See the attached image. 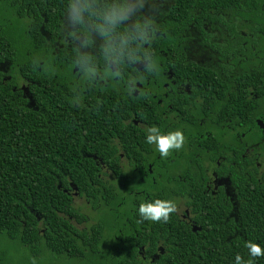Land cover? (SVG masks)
<instances>
[{"label": "trees", "instance_id": "obj_1", "mask_svg": "<svg viewBox=\"0 0 264 264\" xmlns=\"http://www.w3.org/2000/svg\"><path fill=\"white\" fill-rule=\"evenodd\" d=\"M51 1L0 0V61L9 63L7 70H0V239H8L29 251L40 250L43 262H49L45 264H103L106 261L128 264L134 257L135 242L146 243L148 237H152L154 243L150 251H156L154 237L158 234L167 237V241H164V254L160 255L156 264H235L237 254L245 261L252 259L253 264H264V256L252 258L245 247L247 241H252L264 248V191L262 188V191L257 189L258 185H264V181L258 184L253 174H245L243 170L236 174L241 188V203L237 213L240 229L249 236L245 238L248 240L244 241V236L237 234L230 223L222 227L215 224L220 214L223 215V210L218 209L217 203H220L217 200L209 202L207 216L202 214L204 221L200 223L206 228L200 230L191 231L184 221L177 222L176 213L167 222L170 229L163 222H140L137 210L141 202L159 198L171 199L176 203L178 195L186 193L191 196L193 191L168 190L170 184L179 182L176 178L152 181L147 173V161L153 159L151 154L156 148L147 144L146 138H142L144 142L141 141L145 153L137 154L134 156L135 162L121 169L115 146L105 141L106 130L117 124V129L124 136L135 125L120 123L121 117L126 119L135 116L152 122L160 116L155 114L153 117V106L144 91H140L138 96L124 93L115 96L112 79L103 84L85 82L86 87H91L85 95L79 94L75 82L64 83L75 80L77 72H72V64L65 62L63 56L52 53L51 46L55 38L47 39L38 29L42 23L52 34L54 31L57 33L62 11H53ZM146 1L153 13L164 15L161 18L164 21L157 23V28L165 29L167 38L163 43L155 40L154 46L142 45L159 63L160 74L165 77L162 71L167 66H174L177 82L185 78L192 79L198 86L196 93L202 94L207 102L216 101V92L217 98L223 99L222 102L218 101L219 104H226L227 101L219 94L217 83L205 79V76L213 73L190 65V68L184 67L194 59L181 52L183 48L187 50L186 42L192 38L191 33L184 32V29L188 23L207 17L209 10L215 6L219 11L227 10L231 18L219 17V36L212 40L209 50L218 51L219 54L216 53L214 58H220L224 52H231L232 48L241 50V46H233L230 40V36L236 35L241 28L232 18L233 12L236 16L240 13V7L243 6L241 2L175 0L174 4L155 9L152 4L154 0ZM163 1L166 3V0ZM55 2L62 6L64 0ZM40 8L45 12L46 21L39 13ZM128 27L121 25L119 30L124 31ZM226 31L229 33L223 36ZM207 34L200 30L196 38L209 40ZM263 43L251 39L247 44L250 50H245V55L253 58L257 48H260L259 54L263 56ZM37 57L41 59L38 64H34L33 60ZM245 60V67H250L249 72L252 70V74L248 79L244 78V83H240L235 100H229L233 106L231 109L226 107L219 114L220 119L231 117L232 114H256L261 105L264 116V81H256L258 75L254 74V71L260 70L264 74V56L258 60L263 63L259 68H253ZM98 62L102 69L103 61ZM60 63H63L62 67L58 66ZM136 70L134 65L126 63L124 73L137 74ZM8 73L9 78H5ZM21 84L28 86L38 109L27 105ZM250 91L258 96L246 97ZM171 96L178 108H186L194 102V99L183 94L171 93ZM75 99H79V106L74 103ZM81 107L82 113L79 112ZM82 132L84 140L78 136ZM218 133L220 131L212 136L215 138ZM143 135L145 132L141 133ZM201 142L204 147L211 146L205 136ZM92 153L103 157L112 168V175L100 170ZM156 154L153 153L154 158ZM160 159L163 158L160 156ZM70 182L78 192L86 193L89 205L100 212L95 223L85 230L78 229L69 218L73 217L80 223L83 217L73 206L71 195L64 192L71 191ZM243 183L253 187V191H248ZM114 191L119 192V195H115ZM135 191L143 192L137 198ZM122 195L125 200L113 206L114 210L106 206L96 207L101 197L107 200L113 197L115 205L121 202ZM116 227L122 228L127 234L119 252H115L113 247L120 245L114 237ZM103 232L108 233L110 246L105 248L103 245L98 259L96 251L100 249L101 240H105ZM83 241L87 244L83 245ZM112 254L115 257H111ZM55 256H62L65 260L60 261ZM76 259L81 260L76 262ZM0 264L13 263L7 256H0Z\"/></svg>", "mask_w": 264, "mask_h": 264}, {"label": "flooded vegetation", "instance_id": "obj_2", "mask_svg": "<svg viewBox=\"0 0 264 264\" xmlns=\"http://www.w3.org/2000/svg\"><path fill=\"white\" fill-rule=\"evenodd\" d=\"M68 2L69 0H64L63 5L60 6L55 0L51 1L53 11H62V14L59 16L60 23L57 33L54 31L52 34L45 29L42 23L38 26V29L47 39L55 38L51 46L52 53L54 54L55 52L56 56L58 54L63 56L65 62L72 64V72H77L75 80H68L64 83L72 84L75 82L74 86L78 88L79 94L85 95L91 87H86L85 81L81 79L78 69L73 64L77 53L65 28ZM174 2L176 3L175 0H166V3L163 0H154L152 4L153 7L157 9L158 7L165 8V4L167 7L169 4H174ZM239 2L243 5L240 7V13L236 16L232 11V18L240 24L241 28H239L236 35L232 34L230 36V40L233 46H241V50L232 48L231 52H224L220 58H214L216 53H218L216 49L209 50L212 40H215V37L219 36V27L221 26L219 17L221 16L226 19L231 18V14L227 10L219 11L216 6L214 8L210 7L211 9L207 17L187 24L184 32H190L192 38L190 42H186L188 45L187 50L184 48L183 51L181 50V52L194 57L191 63H186V65H184L185 68H190V65L193 66V68L207 69L213 73L212 75L205 76V79L217 83L216 87L219 94L227 103L224 105L219 104L218 101L222 102L223 99L217 98L216 92V101L207 102L202 98V94L198 95L196 93L198 86L191 78V80L185 78L177 82L174 66H167L162 71L165 75L164 77L160 72L156 74L155 72L144 70L143 62H126L137 68V74L131 73L130 75H126L124 73L123 79L112 78V91L114 95L118 96L122 93L128 94L126 89L131 86L129 81H135V91H133L131 95L138 96L140 91H144L143 93L149 96L151 105L153 106V117L155 114H158L160 117L155 118V121L152 120V122L149 119L143 120L135 116L126 119L121 117L119 120L120 123L135 125V127L131 132L122 136V132L117 129V124L110 126L105 132V141L110 146H115L116 155L119 158L118 163L121 165V169H123L130 163L135 162L134 156L139 153H145L141 141H143L142 138H146L148 127L156 126L163 132L176 129L183 131L186 138L184 147L178 151L173 150L167 158L160 159V154L158 151H154L153 148V153L156 152L157 154L154 158L152 153L151 158L153 159L147 161V173L150 174L153 182L157 179L176 178L179 182L177 184H170L168 187L170 191H193L191 196L186 193H184V195H178L176 201L178 210L175 212L177 222L180 223L184 221L191 231L206 228L200 223L204 221L202 216L208 215L207 208L209 202L217 200L220 203H217L218 209L219 211L223 210V215L220 214L218 221L215 220V224L222 227L225 226L226 223H230L235 232L244 236L243 239H245L247 235L240 229V221L237 213V207L239 203H241L239 195L241 188L239 186V181L236 180V174L242 173L241 170H243L245 174H253L258 184H262L264 181V116H262V105L259 107L258 113L250 116L232 114L231 117L220 119L219 114L224 111L226 107H230L231 109L233 103L229 102V100H235L236 90L240 87V83H244V78L248 79L252 74V70L249 72L250 67H245V59L248 60L250 63L249 65H252L253 68H259L263 64L262 61L258 62V60L264 56L259 54L260 48H257L258 50L255 52L253 58L249 57V55L246 56L244 51L250 50L247 44L251 39L262 43L264 42V40H262V35L264 37V29L262 30L264 0H239ZM148 4L149 2L146 1L142 9L143 15L138 18L143 20L147 17L152 21L155 33L150 45L154 46L155 40H158L159 43H163V40L167 38L165 34L167 31L162 28H157V23L164 21L161 19L164 15L158 16V14L153 13V10L149 9ZM45 6L48 7V4ZM39 13L44 18V21H46L45 12L41 8L39 9ZM200 30L204 31L206 34L208 33L210 39H204L203 41L197 40L196 35ZM228 33L229 32L226 31L223 36ZM89 39L90 47L86 49V51L90 52L95 57H101L100 51H98L99 46L103 43L101 36L97 33H91ZM168 44L169 40L165 45L168 46ZM262 45L263 51L264 43ZM97 60L102 61V59ZM255 60H257L256 63ZM252 61L254 63H251ZM62 65L63 63L58 64L59 67H62ZM8 66L9 63L0 61V70H7ZM254 72V74L258 75V77L254 76L258 79L256 81H264L262 70ZM9 75L8 73L5 78H9ZM109 81L110 79L97 80L93 81L91 84H103ZM20 88L23 91V96L27 98V105L34 109H38L28 86L21 84ZM171 93L177 95L183 94L194 99V102L186 108H178L173 102L174 97L171 96ZM249 95H253V97L258 96V94L252 91L247 93L246 97ZM184 103L187 104V102ZM82 111L83 107L80 108L79 112L82 113ZM217 131H220V133L214 138L212 134ZM142 132H145V135L141 136ZM78 136L80 140H84L83 132ZM203 136L209 139L211 143L210 147L208 145H206V147L203 146L204 144L201 142ZM219 137L221 139H219ZM237 155L239 156L238 158ZM91 156L95 159V163L99 165L102 172L109 175L113 174L112 168L103 160V157L95 153H92ZM243 184L246 185V183ZM69 185L71 191L64 192L71 195L73 206L83 214L81 218L82 222L80 223L73 217L69 218L72 219L71 222L75 224L78 229L85 230L91 223H95V220L100 216V212L94 210L93 206L89 205L86 193L78 192L76 186L72 184V182H70ZM247 187L248 191H253V187ZM260 188L264 191V185L257 186L258 191H262ZM142 192L143 191H135V196L137 198L140 197ZM114 193L115 195H119V192L114 191ZM122 197L123 199L121 202L115 205L113 204V197L108 198V200L101 197L96 207L106 206L114 210L115 208L113 206H118L125 200V196L122 195ZM83 202L86 203L85 206ZM222 205L224 207H222ZM164 224L168 226L167 229H170L169 224ZM104 234L105 240H101L100 249L96 251L98 254L96 258L98 259L100 258V251L103 245L105 248L110 246L108 233L103 232V239ZM114 237L118 240L120 245L113 247L115 248V252H119L122 248L121 246L124 239L127 238V234L122 228L116 227ZM154 238L157 244L156 251H150L154 243L152 237H148L146 243L136 241L135 252L133 253L134 257L128 264H156L160 260V255L164 254V241H167V237L158 234ZM84 244L87 243L83 241V245ZM83 250L85 252L87 251L86 248H83ZM55 257L60 261L65 260L62 256ZM111 257H115V254H112ZM53 259L51 261H53ZM79 260L76 259V262ZM45 263L49 262L45 261L44 264ZM103 264L115 263L106 261Z\"/></svg>", "mask_w": 264, "mask_h": 264}, {"label": "clouds", "instance_id": "obj_3", "mask_svg": "<svg viewBox=\"0 0 264 264\" xmlns=\"http://www.w3.org/2000/svg\"><path fill=\"white\" fill-rule=\"evenodd\" d=\"M145 2L146 0H69L65 28L77 53L73 64L83 81L92 83L104 79H123L126 62H143L144 70L159 73L158 64L151 53L142 48L144 44H151L155 33L149 18L145 17L143 21L138 18L143 15ZM121 25L129 27L120 31ZM91 33L99 34L103 41L100 47L102 69L96 58L86 51L90 47ZM40 59L37 57L33 63L38 64ZM129 83L131 86L126 90L131 95L135 91V81L130 80ZM74 103L79 106V99H75ZM147 133L145 142L155 145L161 158H167L173 150L178 151L184 147L186 138L180 129L163 132L160 128L151 126L147 128ZM177 210V204L173 200L157 198L141 202L137 212L140 222L147 220L167 223ZM245 247L252 258L264 256V248L258 243L247 241ZM235 264H253V260L245 261L237 254Z\"/></svg>", "mask_w": 264, "mask_h": 264}, {"label": "rangeland", "instance_id": "obj_4", "mask_svg": "<svg viewBox=\"0 0 264 264\" xmlns=\"http://www.w3.org/2000/svg\"><path fill=\"white\" fill-rule=\"evenodd\" d=\"M0 256H7L13 264H44L40 250L29 251L8 239H0Z\"/></svg>", "mask_w": 264, "mask_h": 264}]
</instances>
